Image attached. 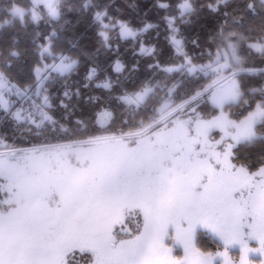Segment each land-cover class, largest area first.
<instances>
[{
	"label": "snow or ice",
	"instance_id": "6c2138e0",
	"mask_svg": "<svg viewBox=\"0 0 264 264\" xmlns=\"http://www.w3.org/2000/svg\"><path fill=\"white\" fill-rule=\"evenodd\" d=\"M222 5L228 0L154 5L168 12L162 22L181 62L148 67L206 81L177 103L179 84L153 77L128 88L106 72L101 79L95 63L113 39H131L139 55L155 56V45L141 39L155 25L134 28L105 0H0V39L28 25L51 28L32 34L38 62L26 72H13L26 55L18 38L0 46V125L30 145L0 134V264H264V156L253 170L239 154L241 146L264 145V85L246 87L244 79L264 77V68L248 66L256 57L264 63V0L224 12L203 63L185 50L179 27ZM68 12L98 29L83 80L85 88L98 81L106 97L68 83L80 68L57 51ZM110 70L119 76L126 68L116 59ZM54 100L64 120L81 102L93 111L73 132L55 118ZM57 128L63 135H52ZM202 236L215 247L201 244Z\"/></svg>",
	"mask_w": 264,
	"mask_h": 264
},
{
	"label": "trees",
	"instance_id": "16d2710c",
	"mask_svg": "<svg viewBox=\"0 0 264 264\" xmlns=\"http://www.w3.org/2000/svg\"><path fill=\"white\" fill-rule=\"evenodd\" d=\"M105 2L114 6L112 11V14L114 15L117 14L115 9H120L122 15H119L118 18L130 21L134 28L143 27V24L145 23L155 25V27L145 33L141 39L149 45H155L156 55L152 57L139 55V44L131 39H113L111 51H101L99 56L95 59V63L103 70L100 77L101 79H103V74L106 72L111 75V78L114 81L119 78L122 84L128 88L138 86L140 82L149 80L153 77H155V81L168 83L169 87L173 83L179 84V90L175 95L177 103H179L181 99L186 98L184 95L186 92L190 93L206 82L202 79L197 80V78L182 80L179 74L166 76L161 73L159 69L153 71L148 67L149 65H155L157 62H159L161 66H171L181 62L176 58L172 46L168 43V32L166 25L162 22V18L167 15L168 12L162 9L158 10L154 7L157 0H105ZM160 2L167 3L174 9L177 0H160ZM198 2L207 4L209 0H198ZM249 2L258 3V0H228L229 6L225 7L222 5L221 10L218 13H208L205 11L199 17L191 18V23L179 25L181 33L186 40L185 50L189 53V55L198 57L195 61L196 63L205 62L206 56L203 59L199 58L201 53H207L209 50L213 52L215 51V44L212 42V37L219 31L221 25L224 24V12L241 11L243 9V5ZM129 5H134V7L130 8ZM145 13L147 14V19H144ZM238 18L239 17H237V19ZM251 18L252 17L250 15L245 16V22ZM64 21H68V23L58 34L59 40L57 41V51L63 49L67 52V54L72 55L73 58L79 59L80 61V68L78 72L72 74L68 83L74 86L73 90H75L76 87H79L84 96L106 97L108 93L105 90L97 89L95 87V83L98 81H93L89 87L85 88L84 84L86 82L83 80L85 68L90 66L92 63V61L89 60V55L94 54L96 49L99 47L97 38L98 29L93 26L90 21L84 20L76 13L72 12L66 13L64 20L61 21V24H64ZM227 27L228 30L233 29L234 25L231 20H229ZM37 31L44 32L46 34L51 31V28H46L43 24L39 27L35 25H28L26 28L10 31L6 37L0 39V46H2L5 43L10 42L12 36L15 35L18 38L19 49L26 51V55H24L21 60L16 62L14 65V74H16L19 69H23L26 72L38 62V56L33 54V46L31 43V36ZM193 39L199 40V47L193 46L191 43ZM109 57H111V59H109ZM116 59H120L126 68L123 74L119 76L110 70V65ZM134 65L136 66L135 70H133ZM248 66L264 68V63L261 62L259 57H256L254 62ZM244 79L246 87L258 88L261 85H264V77L248 76ZM62 84L63 81L51 88V92L54 97L63 91V88L61 87ZM54 102L57 104V107L53 110L55 118L73 132L77 130L75 121L77 119L86 120L93 111L89 105L81 102V106L76 109L75 114L72 115L70 119L64 120L62 119L64 111L58 107L59 101L54 100ZM201 110L208 111L209 109L202 107ZM118 124L119 121H117V125ZM5 132L8 137H16L18 147L30 146L28 143L24 142V135H21L19 132H13V130L8 126L0 125V134H4ZM52 135H63V133H60L57 128V131L52 133ZM9 142L11 143L12 141L9 140ZM33 142L35 141L33 140ZM239 154L241 156V162H247L253 165V170H255V167L259 166L258 162L261 156H264V145L257 143L250 146H241ZM201 244L210 248L215 247V245L211 244L207 237L204 236L201 237Z\"/></svg>",
	"mask_w": 264,
	"mask_h": 264
},
{
	"label": "rangeland",
	"instance_id": "374dc122",
	"mask_svg": "<svg viewBox=\"0 0 264 264\" xmlns=\"http://www.w3.org/2000/svg\"><path fill=\"white\" fill-rule=\"evenodd\" d=\"M47 63H51V60L47 61ZM217 138H219V137L217 136ZM181 254H182V253H181Z\"/></svg>",
	"mask_w": 264,
	"mask_h": 264
}]
</instances>
